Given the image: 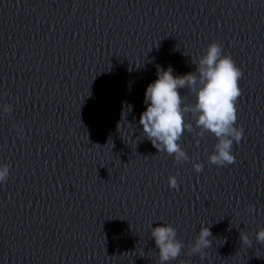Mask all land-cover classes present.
<instances>
[{"label": "water", "instance_id": "1", "mask_svg": "<svg viewBox=\"0 0 264 264\" xmlns=\"http://www.w3.org/2000/svg\"><path fill=\"white\" fill-rule=\"evenodd\" d=\"M213 40L244 74V138L218 167L216 138L185 131L197 173L158 153L139 118L157 66L193 72ZM0 164V264H159L161 224L186 246L211 224L204 259L185 247L170 264H264V0H0Z\"/></svg>", "mask_w": 264, "mask_h": 264}, {"label": "clouds", "instance_id": "2", "mask_svg": "<svg viewBox=\"0 0 264 264\" xmlns=\"http://www.w3.org/2000/svg\"><path fill=\"white\" fill-rule=\"evenodd\" d=\"M191 62L196 66L195 71L176 76L170 66L166 70L157 66V79L145 91L144 104L147 107L140 115L139 125L142 126L144 137L158 153L171 156L176 164L190 162L193 170L200 173L204 164L199 162V157L194 161L181 147V137L185 131L195 132L200 139L204 138L205 133L213 135L217 142L212 152L207 155V162L218 167L234 164L236 156L233 153V144L239 145L244 138L243 127L237 126V101L243 93L239 82L244 74L231 55L225 54L222 46L214 40ZM182 89L194 94L195 101L188 102L187 96L181 94ZM14 108L10 103L2 105L5 114H11ZM189 115L194 118L195 129L186 120ZM13 127L18 134L24 131L22 126ZM10 169V164H0V183H7ZM178 175L179 172L176 176L168 177V186L171 189L179 190ZM255 211L252 205L246 209L248 214ZM150 227V237L155 241L159 264H170L177 260L185 247L188 249L185 255L191 257L199 254L204 259L205 250L213 244L210 239L211 224H202L194 242L187 246L178 238L177 229L171 224ZM240 241L248 246L253 243L243 231H240ZM255 241L264 245V227L255 232ZM179 264L189 262L180 260Z\"/></svg>", "mask_w": 264, "mask_h": 264}]
</instances>
